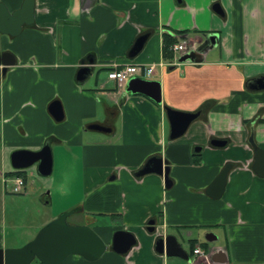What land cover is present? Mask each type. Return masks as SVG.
<instances>
[{
	"label": "crops",
	"instance_id": "0c3cea01",
	"mask_svg": "<svg viewBox=\"0 0 264 264\" xmlns=\"http://www.w3.org/2000/svg\"><path fill=\"white\" fill-rule=\"evenodd\" d=\"M0 1L11 11L22 2ZM34 1L32 25L16 37L0 34V54L15 60L0 80L4 193L5 150L38 151L48 142L53 154L54 143L59 168L85 187L76 215L89 213L91 229L108 247L92 264H189L197 246L206 256L197 264H264V178L251 170L248 144L252 134L264 150V91L244 87L247 79L264 76V0ZM216 3L223 15L213 11ZM183 31L178 44L192 45L188 51L207 40L202 63L172 65L180 53L164 59L163 34ZM143 34L148 38L141 51L128 57ZM129 63L155 65L149 80L160 82V105L125 94L126 84L107 78ZM83 66L92 73L78 81ZM54 102L60 120L49 112ZM164 106L200 115L170 141ZM213 140L224 145L212 146ZM154 155L168 163L169 188L159 175L134 176ZM227 164L224 192L212 199L206 190ZM119 230L136 240L125 255L111 250ZM168 235L187 260L155 252L156 239ZM15 248L3 241L0 227V249ZM84 262L72 255L64 264Z\"/></svg>",
	"mask_w": 264,
	"mask_h": 264
},
{
	"label": "water",
	"instance_id": "95a60500",
	"mask_svg": "<svg viewBox=\"0 0 264 264\" xmlns=\"http://www.w3.org/2000/svg\"><path fill=\"white\" fill-rule=\"evenodd\" d=\"M34 0H22L20 6L9 10L4 2L0 1V34L16 37L25 26H30L34 21ZM214 12L223 15L219 4L212 6ZM148 34L139 36L128 52V57H135L142 49ZM205 39L195 50H190L176 59V63H202L203 53L207 49ZM15 64L14 57L8 53L0 54V80L6 73L7 68ZM91 68L81 67L76 79L84 81L91 75ZM244 87L249 92L264 91V76H256L245 81ZM125 94L141 95L155 104H161L160 82L146 80L137 77L130 78L126 82ZM164 111L169 124V140L180 138L188 129L190 124L200 115V111L182 112L164 106ZM49 112L55 120L62 118L61 107L54 102L49 107ZM212 146H223L224 142L213 140ZM248 144L253 151L252 172L259 178H264V150L260 149L253 140L252 134L248 138ZM198 149V148H197ZM196 151V150H195ZM10 165L14 170H25L37 164V173L42 177L50 176L52 172V153L50 146L45 143L40 150H15L9 157ZM232 164H227L210 184L206 194L212 199H220L222 196L227 176ZM148 174H156L163 178L166 188L170 186L169 166L166 160L160 155L151 156L143 166L134 173L135 177H143ZM69 213H63L56 219L44 225L36 236L17 249H0V264H31L37 260L40 264H62L69 256L81 257L87 263L99 260L107 245L101 237L87 225H70L67 222ZM154 221H149L147 231L154 232ZM211 242L215 238H206ZM134 236L126 231H116L112 236L111 250L119 255H125L135 245ZM154 250L156 253L166 257H176L183 260L188 259V254L182 249L174 236H160L155 241Z\"/></svg>",
	"mask_w": 264,
	"mask_h": 264
},
{
	"label": "rangeland",
	"instance_id": "374dc122",
	"mask_svg": "<svg viewBox=\"0 0 264 264\" xmlns=\"http://www.w3.org/2000/svg\"><path fill=\"white\" fill-rule=\"evenodd\" d=\"M88 140L85 139L83 142L86 143ZM56 147L57 145L53 143V168L50 176L38 175L37 164H35L25 169L26 183L23 193H12L9 184H6L4 193L2 185H0V227L2 239L7 245L23 247L36 236L44 225L63 213L76 210L74 207L83 206L85 187L76 175L69 178L68 174L63 173L62 168H59V155ZM12 152L11 149L5 150V160ZM78 153L79 162L82 165V150H78ZM5 167L6 171L12 170L9 160L5 162ZM46 196L49 197L47 204L45 203ZM67 222L70 225L93 227L92 216L87 212L79 215H76V212L72 213ZM66 261L67 259L63 264ZM31 264H39V262L35 259Z\"/></svg>",
	"mask_w": 264,
	"mask_h": 264
},
{
	"label": "built area",
	"instance_id": "2783aa9c",
	"mask_svg": "<svg viewBox=\"0 0 264 264\" xmlns=\"http://www.w3.org/2000/svg\"><path fill=\"white\" fill-rule=\"evenodd\" d=\"M187 48H193L192 45H187V43H176L170 47V50L173 54H183V52H187ZM176 64L175 61H172V65ZM155 70L154 64H124L118 67H114L107 74V78L109 80L115 81L119 85L126 84V82L133 77L141 78V79H150L151 75ZM2 183L6 187V184H9V189L12 193H23L25 180L22 177H11V176H3ZM192 254L194 259L190 261L189 264H197V258H204L205 251L201 246H197L192 250Z\"/></svg>",
	"mask_w": 264,
	"mask_h": 264
},
{
	"label": "trees",
	"instance_id": "16d2710c",
	"mask_svg": "<svg viewBox=\"0 0 264 264\" xmlns=\"http://www.w3.org/2000/svg\"><path fill=\"white\" fill-rule=\"evenodd\" d=\"M171 33H173V34L164 33L163 36H162V54H163L164 59H166V60H172L173 53L171 52L170 47L172 45L178 43V40H179L178 36H181V35H183V34H185L187 32L183 31V32H171ZM11 169L12 170L9 171V173L7 174L8 176H11V177H22L26 181L25 170H14L13 168H11ZM75 212H76L75 210L68 211L69 216L72 213H75Z\"/></svg>",
	"mask_w": 264,
	"mask_h": 264
}]
</instances>
